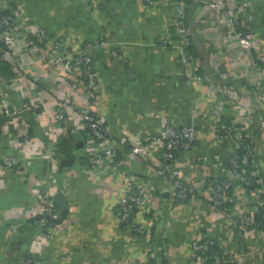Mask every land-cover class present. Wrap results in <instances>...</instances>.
<instances>
[{
  "label": "crops",
  "instance_id": "obj_1",
  "mask_svg": "<svg viewBox=\"0 0 264 264\" xmlns=\"http://www.w3.org/2000/svg\"><path fill=\"white\" fill-rule=\"evenodd\" d=\"M9 1L23 23L65 36L78 47L94 43L100 109L114 136L128 132L149 138L165 123L185 124L195 114L198 140L179 157L188 179L230 175L227 161L236 151L235 137L218 138V127L235 133L248 130L264 175V0H247L256 39L248 51L240 49L229 20L218 21L207 13L205 1H198L192 43L201 60L191 65L206 79L203 84L187 81V65L180 58V39L175 36L178 0L154 5L147 0ZM102 34L110 40L108 46L97 44ZM210 54L218 57L217 66ZM35 57L19 41L10 61L20 70V63ZM24 68L23 77L14 82L0 74V115L7 104L21 110L8 116L0 133V264H131L150 254L149 249L157 264H203L194 259L192 244L205 238L234 256L238 231L233 210L251 208L253 189L238 186L236 201L222 210L209 201L212 193L176 200L172 182L157 172L153 161L129 150L124 152L125 164L92 166L83 160L92 144L87 130L78 128L74 119L58 122L52 115L54 97L64 90L61 71ZM222 87L235 93L225 104L218 92ZM35 99L41 102L40 110L26 107ZM26 132L32 139L23 141ZM64 136L68 146L76 142L70 153L59 145ZM5 156H15L18 165L1 167ZM72 157L71 164L62 163ZM141 185L153 193L149 207L137 210L133 221L150 225L154 213L151 238L121 219L122 196ZM59 190L67 198L65 217L55 203L57 218L63 221L33 219L44 197L54 200ZM248 242L252 254L245 264H264L263 232L255 231Z\"/></svg>",
  "mask_w": 264,
  "mask_h": 264
},
{
  "label": "built area",
  "instance_id": "obj_2",
  "mask_svg": "<svg viewBox=\"0 0 264 264\" xmlns=\"http://www.w3.org/2000/svg\"><path fill=\"white\" fill-rule=\"evenodd\" d=\"M147 1L149 5H154L160 0ZM198 1H205L207 13L210 16L212 14L216 15L218 21L222 18L229 20L240 49L248 51L256 45L254 15L247 0ZM188 4V0H178L177 2L175 26L176 34L180 39V58L187 65V81L190 84H203L206 79L194 71L191 65L199 62L201 56L195 55L190 50L192 39L190 38V29L186 19ZM20 17L21 15L9 0H0V58L11 62L17 44L19 41H23L24 46L28 48V52L36 54L37 57L29 63L19 64L20 70L11 79L13 82L23 77L24 65L42 67L45 73H47V68H57L61 71L64 90L54 97L55 105L52 115L58 122H69L70 119H74L78 123V128L87 130L92 144L89 145L90 148L87 154L83 156V160L89 162L92 166L102 164L121 165L125 164L124 152L129 150L143 160L153 161L157 172L172 182V192L176 200L187 201L196 196H205L206 193H212L209 201L214 207L222 210H228L229 204L236 201L234 192L238 186L249 189L248 185L252 183V178L255 177L257 183L252 188L255 203L252 202L251 208L241 206L239 209L233 210L238 231V243L235 247L234 256L229 252L230 250L222 249V244H220V249L214 250L212 248L214 244L212 238L207 241L197 239L192 244L194 259L201 261L203 264H245L248 261V256L252 254L248 242L249 236L257 230H261L264 234V175L258 168L254 141L248 130L243 129L239 132L236 131V133L219 127L216 130L218 138H226L232 135L235 137L236 151L227 161L231 171L230 175L221 176V179L209 183L206 182L209 178L203 181L188 179L179 165V157L191 150L198 140L199 131L195 114L185 124L165 123L156 136H150L149 138L128 132L114 136L108 124H106L103 111L100 109L102 94L98 88L99 74L91 52L94 43L88 41L78 47L65 36H56L44 27H34L23 23ZM168 43L169 40H164L165 45H169ZM97 44L108 46L110 40L102 34ZM113 51L115 55H119L118 50ZM209 57L215 66L220 62L215 54H210ZM218 92L221 95L220 100L223 104L228 102V99L231 100V95L235 94L231 93L228 88L223 87ZM196 106L198 108L199 105ZM26 107L40 110L41 102L35 99L28 102ZM18 111L21 110L7 104L3 114L12 116L16 115ZM21 137L23 141L32 139L29 132L22 134ZM240 151H244L243 161L246 162L252 158L253 165L256 166L250 173L246 169V165L239 162L241 158ZM18 163L19 161L15 156H5L1 167L10 168L18 165ZM152 193L153 191L147 186L141 185L129 189L121 198L122 221L131 224L138 234L145 235L148 238H151L153 234L156 217L153 216L148 221L149 225L147 222H134L133 216L136 215L137 210L149 207ZM163 193L170 195L171 192L163 191ZM39 212L57 218L59 209L53 198L46 196ZM46 220L48 224L57 223L55 220ZM149 252L150 254L147 252L146 256H139L131 264H147L149 257L154 256L151 249H149Z\"/></svg>",
  "mask_w": 264,
  "mask_h": 264
},
{
  "label": "trees",
  "instance_id": "obj_3",
  "mask_svg": "<svg viewBox=\"0 0 264 264\" xmlns=\"http://www.w3.org/2000/svg\"><path fill=\"white\" fill-rule=\"evenodd\" d=\"M189 1V4H188V8H187V16H186V19H187V25L190 29V38L192 39V42H193V38H194V32H193V29H192V24H193V14L195 11L193 10H196L197 8V5H198V0H188ZM175 36L178 37V35L176 34V26H175ZM179 38V37H178ZM1 44V42H0ZM190 50L195 54L197 55V52L193 49V43L190 45ZM197 56H200V55H197ZM17 72H18V69L11 63L9 62L8 60H5L3 58H0V74L1 76L5 79H8V80H11L13 79L16 75H17ZM7 119H8V116H5L4 114H1L0 115V133H1V129H2V126L5 122H7ZM249 141V139H248ZM67 142H69V139L64 136L63 138H61L60 140V143L59 145L61 146L62 150L67 152V153H70L71 151V148L76 144V142L74 143L72 141V143L68 146V144H66ZM241 153V158L239 159V162L240 164H245L246 165V169L248 170V172L250 173L256 166L253 165V160L252 158H250L249 160H247L246 162L243 161V157H244V151H240ZM255 177L252 178V183L248 185V188H254L255 185H256V179H254ZM216 179H221V177H216V176H213L211 178H209L206 182L209 183L211 181H214ZM150 216H154L153 214H151ZM259 220V218H258ZM125 224H127V222H124ZM207 238L205 239H201L202 241H207L206 240ZM212 248L214 250H218L220 249V245L217 241L214 240V244L212 245ZM147 264H157V260L156 259H153V258H149L148 259V262Z\"/></svg>",
  "mask_w": 264,
  "mask_h": 264
},
{
  "label": "water",
  "instance_id": "obj_4",
  "mask_svg": "<svg viewBox=\"0 0 264 264\" xmlns=\"http://www.w3.org/2000/svg\"><path fill=\"white\" fill-rule=\"evenodd\" d=\"M80 146H82V142L78 144V147ZM73 161H74V158L72 157L70 159L64 160L62 163L71 164ZM54 202L60 207V209L62 210L63 217H65L68 214V207H67V198H66V194L64 193V191L59 190L58 192H56V194L54 195ZM38 218L51 219V220H55L58 223H61L64 219V218L59 219V218L53 217L51 215H46L43 213H39L35 215L33 219H38Z\"/></svg>",
  "mask_w": 264,
  "mask_h": 264
}]
</instances>
